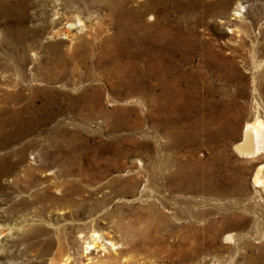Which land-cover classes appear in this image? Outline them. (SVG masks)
Listing matches in <instances>:
<instances>
[{"label":"rangeland","instance_id":"rangeland-1","mask_svg":"<svg viewBox=\"0 0 264 264\" xmlns=\"http://www.w3.org/2000/svg\"><path fill=\"white\" fill-rule=\"evenodd\" d=\"M120 1L123 7L113 14L84 0L80 10L68 11L69 18L81 19L71 37L49 38L53 30L64 33V20L53 28L44 24L53 18L47 1L0 0V119L9 110L21 114L17 129L7 126L0 133V156L11 149L14 160L23 149L34 175L83 177L80 187L93 189L98 199L82 216L97 213L85 223L88 230L94 225L117 242L125 240L115 225L97 217L98 210H109L125 223L148 217V204L162 212L170 225L162 233L164 241L134 249L130 256L136 264H264V191L252 184L258 162L233 151L244 123L255 116L264 122V0H161L156 7L152 0ZM238 4L241 14L233 19ZM134 12L183 39L175 46L180 64L174 77L180 88L192 86L193 93L177 98L176 128L164 125L168 114L157 115L148 106L150 96L120 77L119 54L123 50L126 61L141 48L133 36L125 48L129 41L118 23ZM134 63L124 67L133 81L138 79L141 90L153 86L146 66ZM223 116L234 131L221 139ZM174 130L181 132L176 138ZM109 180L115 181L112 186ZM107 197L105 204L99 202ZM4 213V228L14 227L18 214ZM43 219L53 247L32 264L59 262L64 247L80 250L75 228L63 231L67 244L55 245V231L68 226V214L49 209ZM103 254L92 250L91 257L103 259Z\"/></svg>","mask_w":264,"mask_h":264},{"label":"bare ground","instance_id":"bare-ground-1","mask_svg":"<svg viewBox=\"0 0 264 264\" xmlns=\"http://www.w3.org/2000/svg\"><path fill=\"white\" fill-rule=\"evenodd\" d=\"M46 1L47 5L49 6L47 7V9L49 8L52 11L53 18L50 17L51 19H46L47 21L45 20L44 24L46 23L48 26L53 28L60 19L64 20V33H59L53 30V32H50L49 38L59 36H62L63 38H70V33L77 28L76 24L81 25V19H79L78 17H76L75 20L69 18V15L71 13L68 11L72 8L74 10H77L79 8L81 9L80 6L83 5L81 2H83L84 0H45V2ZM90 1H92L89 2L90 5L97 6L98 8H105L113 12V14H115L116 11L121 9L124 5V1L119 2V0ZM160 1L161 0H152V4H154L153 6L157 5ZM1 7L2 5H0V10ZM241 9L242 7L239 4L237 7H235V10L231 13L233 19L240 16ZM149 18H153V15H150ZM118 23L122 25V28L124 27V33L122 34L124 36V39L126 38L127 41L129 39V36H133L134 39L136 38L134 42L140 43L141 48L138 49L136 53L130 54L129 58L127 57L126 61H123L122 57H124L125 53L122 50V52L119 54L120 58L117 59V63L120 64L121 67L127 66L128 68H132V65L135 64L134 60H139L141 65L146 66L149 77L154 80V85L152 86L150 84L141 90L139 88L140 86L138 79L133 81V77H131L130 72L126 71L124 67L122 73L120 74V77L123 78V81L124 79H126L125 82L128 81L127 84L132 85L133 88L137 87L136 89L140 90V94L144 97L150 96L148 100V106L153 105L157 115L168 114L165 115L167 117H165L163 121L164 125L170 129L176 128V121L173 118V112L178 107L177 98H180L179 96H185L188 98L193 93L192 86H189L186 89H182L179 85L180 81L178 80V78L174 77L180 64V62L177 61L178 59H175V46L177 44L184 43L182 37L180 36L178 38H175L173 36L174 34L167 29V26L160 27V25L158 26L156 23L147 24L146 22L141 21L139 15L136 12H134L128 19H118ZM136 33H138V35ZM131 45L132 44L129 41L128 44H126L125 48L128 49ZM127 52L128 50H126V53ZM183 58H186V56H184ZM2 73L4 72L2 71ZM140 73L139 75H141ZM19 111L17 112L15 110H9V112L6 114V117L3 120L0 119V133H2V131H4L7 126L16 127L17 129V126L21 122V114ZM221 123L222 124L218 128V137L224 139V136L226 134L227 136L232 135L234 127L233 124H231L232 122H230V120H228L224 116L222 117ZM195 127L196 125L194 126V129H196ZM179 131H172V138H176V135L178 133H181ZM10 151L11 149H7V151L5 153L3 152V154L0 156V264H32L34 259H42L43 256L47 255L50 252L53 247L51 243L53 244V242H51L50 240H46L45 238V236L48 234V231L45 228L46 225H44L45 223L43 219L45 210L49 209H51V212L55 210L59 211V213L63 217L68 214L70 220V223H67L68 226L65 225L64 227L56 229L55 245L61 247V240H63L67 244V236L63 233V231L68 228L71 230L75 228V230H77L76 242L81 243L80 250L76 249L71 251L73 248L64 247L63 251L58 253L60 258L59 262L56 261L57 263L52 264H136V262L132 260V257L130 256V253L134 252V249L145 246L146 244H157L164 241L163 237L161 236L166 226H168L169 224L167 222L166 216L162 212H159L155 208L148 207L152 206L151 204H148V206H146V208L148 209L146 210L147 213L144 214H148V217H145V219L142 218L143 220L139 219L138 217H134L133 220L129 223L123 222L122 218L111 217L109 210L101 209V212L99 210L97 211L100 213H98L99 215H97V217L102 216L111 224L115 225V228L120 233V238H123V240H125L123 241V243L114 240V236L111 235V233H103L95 229L94 225L91 226V228L88 230V227L85 223L87 221L93 222L95 220L94 217H96L94 215L97 213L93 211L95 214L89 213L85 217L82 216H84L86 212H89V203L93 200L92 203L93 205H95L98 199L96 198V191H94L93 189H89L86 191L80 187V183L83 177L79 176L76 178L68 175H34L30 169V165H28V163L24 161L25 151L23 149L16 151V159L14 160L10 157ZM233 151L238 157L245 158L249 162H258L253 172L252 184L253 186L262 188V190L264 191V122L259 119L258 116H255L253 120L244 123L241 129L240 140L237 143L233 144ZM182 175L188 178V174L185 173ZM225 175L226 174H224V176ZM149 177V173L145 172V180L148 182L150 180ZM207 178L208 180H210V175H208ZM146 181L145 183H147ZM113 182L115 181H110L109 185L112 186ZM235 184H237V181L235 180V177L232 176L231 186L234 187ZM206 185L207 191L209 192L211 189L209 188L208 184ZM49 188H53L55 191L50 192ZM186 189L189 190V187L186 186L184 190ZM99 192L102 191L99 190ZM102 194H104V192H102ZM105 196H107V193ZM106 201H108V197L104 198L103 200H99V202L104 204L106 203ZM8 203L9 205H7ZM56 204L58 206H54ZM4 211L13 213V215L14 213L18 214V217L16 219L19 220L14 224V227L7 226L4 228L5 225L3 224V222L5 221L4 217L6 213H4ZM180 219L179 224L186 223L180 221ZM11 221L12 220H10V222ZM6 222L7 219L5 221V224ZM140 224H142L144 227L139 228L138 226H140ZM60 233H62V239L60 237ZM33 238L37 239V241L32 242L31 239ZM3 244L6 245L5 249H2ZM92 250L103 252L104 254L102 256L105 258L95 259L94 257H91ZM188 253L189 252L186 251L184 254L185 260L188 259ZM13 254H15V256H13ZM16 255L20 256L16 257ZM19 258H21V261H19Z\"/></svg>","mask_w":264,"mask_h":264}]
</instances>
